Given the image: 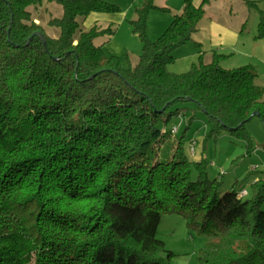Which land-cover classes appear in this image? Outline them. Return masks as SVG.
Segmentation results:
<instances>
[{"label": "trees", "instance_id": "1", "mask_svg": "<svg viewBox=\"0 0 264 264\" xmlns=\"http://www.w3.org/2000/svg\"><path fill=\"white\" fill-rule=\"evenodd\" d=\"M44 1L0 0V264H169L174 252L158 236L164 214L213 235L200 264H264V178L250 198L236 185L222 193L204 161L187 155L186 130L171 157H159L178 132L166 126L191 105L212 123L208 135L226 128L248 138L255 112L264 123L253 65L226 68L214 50L210 62L200 52L188 71L169 69L210 0H185L156 39L150 13L170 8L146 0L131 21L143 45L135 65L96 44L113 24L79 22L119 4L59 0L63 15L49 25L61 33L51 37L30 9ZM244 2L259 11L263 38L264 9Z\"/></svg>", "mask_w": 264, "mask_h": 264}, {"label": "rangeland", "instance_id": "2", "mask_svg": "<svg viewBox=\"0 0 264 264\" xmlns=\"http://www.w3.org/2000/svg\"><path fill=\"white\" fill-rule=\"evenodd\" d=\"M121 7L122 13H127V18L114 34L116 41L122 42L123 50L118 54L125 65H135L142 51V42L134 33L131 20L137 17L134 11L142 0H109ZM200 5L203 0H194ZM259 7L264 9V0H254ZM184 0H155L157 6L169 7V11L154 9L150 13L148 26L151 39L158 38L170 25L177 14V9ZM184 5V4H183ZM33 16L44 27L46 33L51 37H58L61 33L59 27L49 25L51 17H62L63 6L59 0H45L41 5L30 8ZM205 15L200 22L199 33H196L194 40L200 37H209V26L212 22H218L222 26L231 29L237 34V42L232 47L220 50L227 57L222 61L226 68H235L251 64L258 72L256 82L264 84V37L257 38L258 25L260 21L259 11L250 8L244 0H210L204 5ZM93 14V13H92ZM93 15L79 17L82 28H89L92 21H96ZM106 23V22H104ZM107 25V24H105ZM120 27V29H119ZM107 37H102L105 39ZM100 39V41H101ZM99 38L96 39L98 44ZM209 47L210 41L207 42ZM206 47V48H207ZM109 54V48L105 47ZM206 51L203 47L194 44V41L178 48L175 52V60L169 65V69L176 73L188 71L194 62L200 60V52ZM117 55V54H116ZM212 54L207 51L205 60L211 61ZM205 61V62H206ZM195 112L196 118L191 121L189 129H186L188 122ZM183 118V119H182ZM178 127V132L173 138L164 142L160 149V158L167 161L174 150L173 140L181 137L185 130V150L193 161L203 160L207 165V171L211 178L217 177L221 181L220 191H228L234 185L241 191L245 188L248 194L252 195V183L259 178H264V123L258 116L253 117L245 125L248 138L232 135L229 129L223 128L213 135H208L212 129V123L208 120L203 111L191 105V110L185 111L183 116H174L166 129ZM192 140H196L194 154L190 151ZM257 169L256 172L253 171ZM264 209V205H263ZM159 238L166 245L167 250L174 252L169 264H200L199 255L201 250L210 241L213 235H201L196 231L189 230L185 219L178 214H164L159 225ZM166 256V252L162 253Z\"/></svg>", "mask_w": 264, "mask_h": 264}, {"label": "crops", "instance_id": "3", "mask_svg": "<svg viewBox=\"0 0 264 264\" xmlns=\"http://www.w3.org/2000/svg\"><path fill=\"white\" fill-rule=\"evenodd\" d=\"M142 1L143 2L139 6L135 7V9H134L136 14H137V8L140 7L146 0H142ZM183 4L184 3H181L179 5L181 9H177L176 13L181 12V10L183 8ZM159 7H164V6H159ZM90 15H93L92 17L97 19L96 21H92L90 26H92L96 22H98L99 24H102L103 26H108L109 24H113L115 32L109 36L104 35L107 38H105L103 40L101 38L104 36L97 37V38H99V40H97V41H98V44L104 43L105 47L109 48L110 51L112 50L111 52H115L118 55L121 52V50H123L124 44L120 41H116L113 37L117 31V25L119 24L121 26L124 23L125 19L127 18V13L125 14V13H122L121 11L116 12V13L93 12V14L91 13ZM90 15H88L87 17H89ZM132 20H134V18ZM36 22H38V20H36ZM104 22H106V23H104ZM105 24H107V25H105ZM119 29H120V27H119ZM209 29H210L209 37H207V38L200 37V38H198V40L197 39L194 40V36L196 35V33H199V30H201L200 28L193 36V41H194V44L196 45V47L200 46V47H203L204 49H206V51H203L204 52V57H203L204 61H206L205 60V54L207 51H210L211 54L213 55L214 50L220 52V50L223 49L224 47L227 48L228 46H230V45L232 46L235 42H237L236 32L232 31L229 28H226V26L220 25V23H218L216 21L212 22V24H210ZM149 31H150V28H149ZM96 39H95V41H96ZM100 39H101V41H100ZM208 41H210L209 47H207ZM234 46L235 45H233L232 47H234ZM206 62H209V61H206ZM243 190H247V189L244 188Z\"/></svg>", "mask_w": 264, "mask_h": 264}, {"label": "built area", "instance_id": "4", "mask_svg": "<svg viewBox=\"0 0 264 264\" xmlns=\"http://www.w3.org/2000/svg\"><path fill=\"white\" fill-rule=\"evenodd\" d=\"M172 131H173L174 133H176V132L178 131V127H175V126H174L173 129H172ZM196 144H197L196 140H192V141H191V144H190V151H191L192 154H194V152H195ZM246 194H247V190H242L241 193H240L241 196L246 195Z\"/></svg>", "mask_w": 264, "mask_h": 264}, {"label": "water", "instance_id": "5", "mask_svg": "<svg viewBox=\"0 0 264 264\" xmlns=\"http://www.w3.org/2000/svg\"><path fill=\"white\" fill-rule=\"evenodd\" d=\"M44 44L46 45V40L45 39H44ZM253 115L254 116H259V113L258 112H255Z\"/></svg>", "mask_w": 264, "mask_h": 264}]
</instances>
